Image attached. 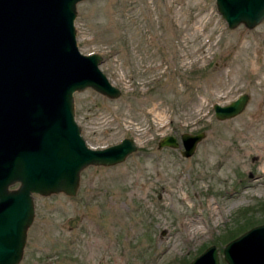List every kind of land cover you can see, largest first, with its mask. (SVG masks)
<instances>
[{
    "label": "rangeland",
    "instance_id": "rangeland-1",
    "mask_svg": "<svg viewBox=\"0 0 264 264\" xmlns=\"http://www.w3.org/2000/svg\"><path fill=\"white\" fill-rule=\"evenodd\" d=\"M75 10L78 49L100 53L120 89L73 93L80 134L93 148L126 136L137 148L83 168L73 195L34 193L18 264H186L211 243L226 264L225 235L264 222V17L228 27L214 0H79ZM241 92L240 112L214 117L213 103ZM199 131L190 156L157 147Z\"/></svg>",
    "mask_w": 264,
    "mask_h": 264
},
{
    "label": "water",
    "instance_id": "water-1",
    "mask_svg": "<svg viewBox=\"0 0 264 264\" xmlns=\"http://www.w3.org/2000/svg\"><path fill=\"white\" fill-rule=\"evenodd\" d=\"M79 0H0V264H18L34 215L33 194L73 195L88 165L119 163L137 146L130 137L88 146L74 118L73 93L85 87L117 97L120 89L100 69L101 54L82 53L73 19ZM228 27L256 25L264 0H214ZM248 94L213 103L214 117L240 112ZM204 136L182 132L159 137L157 147H178L190 156ZM226 264H264V222L222 246ZM186 264H219L215 244Z\"/></svg>",
    "mask_w": 264,
    "mask_h": 264
},
{
    "label": "trees",
    "instance_id": "trees-1",
    "mask_svg": "<svg viewBox=\"0 0 264 264\" xmlns=\"http://www.w3.org/2000/svg\"><path fill=\"white\" fill-rule=\"evenodd\" d=\"M262 208H264V205L262 204ZM255 222L251 221V220H246L244 221L239 227H237L235 230L236 231H232V232H229L227 235H225L224 237V240H228V239H231L232 237H234L236 235L237 232L245 229L246 227H249L251 225H253Z\"/></svg>",
    "mask_w": 264,
    "mask_h": 264
},
{
    "label": "bare ground",
    "instance_id": "bare-ground-1",
    "mask_svg": "<svg viewBox=\"0 0 264 264\" xmlns=\"http://www.w3.org/2000/svg\"><path fill=\"white\" fill-rule=\"evenodd\" d=\"M249 146V145H248ZM256 147H258V146H256ZM260 151V150H259ZM249 152V151H248ZM259 154H260V152H258ZM255 156V155H254ZM261 158V157H260ZM264 172V168L263 167H261V166H259L258 167V173H263ZM257 177H259V175H256L255 177H254V179H256ZM200 227H196L194 230H190L191 232L192 231H195V230H198Z\"/></svg>",
    "mask_w": 264,
    "mask_h": 264
}]
</instances>
